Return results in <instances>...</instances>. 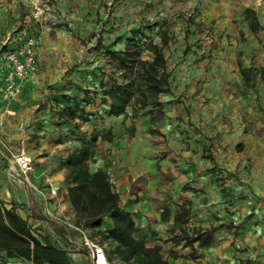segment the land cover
<instances>
[{"label":"rangeland","instance_id":"374dc122","mask_svg":"<svg viewBox=\"0 0 264 264\" xmlns=\"http://www.w3.org/2000/svg\"><path fill=\"white\" fill-rule=\"evenodd\" d=\"M257 6L253 0H0V52L1 41L29 18L27 26L40 35L36 50L45 32L46 45L71 58V74H85L111 102L116 94L135 109L128 135L137 148L148 144V160L136 189L118 197L142 248L135 264L264 261V9ZM246 9L255 13L256 32ZM157 51L166 85L158 83L160 71L151 84L141 77L142 62H153ZM243 68H251L248 83ZM16 153L0 139L8 171L23 179ZM67 186L56 190L69 199ZM102 219L113 227L110 217ZM70 223L110 264H126L105 238L76 225L75 217ZM57 239L50 241L71 264H90L80 245Z\"/></svg>","mask_w":264,"mask_h":264},{"label":"crops","instance_id":"0c3cea01","mask_svg":"<svg viewBox=\"0 0 264 264\" xmlns=\"http://www.w3.org/2000/svg\"><path fill=\"white\" fill-rule=\"evenodd\" d=\"M253 1L260 4L255 7L257 11L264 9V1ZM48 41V34L43 32L41 47L36 50L38 69L22 83L15 96L2 97L7 67L0 59V139L13 144L17 151L24 150L33 162L29 176L24 179L20 175L23 179H18L13 178L8 164L0 157V206L13 208L34 232L49 239L57 237L58 243L79 246L82 238L46 213L68 222L75 216L65 192L55 196L47 192L49 186L59 189L64 183L62 158L90 142L88 170H104L113 190L123 200L136 189L137 178L145 172L142 162L148 160L149 146L144 142L141 148L135 147L136 138L128 135L134 120L132 108L126 107L123 114H110L111 101L103 93V86L92 83L85 74H71V58L54 46H47ZM144 121L142 118L140 124ZM93 136L95 140L91 142ZM101 227L108 230L103 219ZM15 262L20 260L8 258L0 251V264Z\"/></svg>","mask_w":264,"mask_h":264},{"label":"trees","instance_id":"16d2710c","mask_svg":"<svg viewBox=\"0 0 264 264\" xmlns=\"http://www.w3.org/2000/svg\"><path fill=\"white\" fill-rule=\"evenodd\" d=\"M244 16L252 31L256 32L261 28L253 10L246 9ZM141 67L144 73L141 77H144L145 81L152 83L160 71L162 77L158 83L167 84L164 60L158 51L155 52L153 62L149 64L142 62ZM250 71L251 68L240 70L246 83L250 81ZM113 99L110 114H123L126 100L116 94ZM133 112L135 113V109ZM102 138L105 139L107 136L103 135ZM94 140L93 136L90 141ZM91 154L92 145L88 142L72 151L66 158L64 182L68 184L67 194L75 211V224L90 228L96 235L108 241L112 253H116L126 264H135L139 258L137 249L142 248L130 235L132 220L129 213L118 205V195L113 190L107 173L101 169L93 172L88 170L87 162ZM103 217H110L113 220L111 229L101 228ZM0 251L8 258L21 259L33 264H71L67 253L55 246L47 235L34 232L13 208L7 209L4 206H0Z\"/></svg>","mask_w":264,"mask_h":264},{"label":"built area","instance_id":"2783aa9c","mask_svg":"<svg viewBox=\"0 0 264 264\" xmlns=\"http://www.w3.org/2000/svg\"><path fill=\"white\" fill-rule=\"evenodd\" d=\"M29 20V18L23 20V28L11 35H7L1 42L3 50L0 52V59L7 67V73L4 78V92L9 97L17 95L20 92L22 83L35 74L38 69L36 47L40 35L37 30L33 31L27 26ZM14 164L24 179L33 171L32 159L24 150L17 151L14 156ZM47 192L49 195L55 196L57 190L49 186ZM41 194L43 195L42 192ZM46 213L48 216H51L55 223L80 232L82 238L80 246L85 250L90 264H110L103 249L89 239L77 226L64 219L56 218L48 212ZM19 260L20 262H15V264H33L31 262L27 263L28 261Z\"/></svg>","mask_w":264,"mask_h":264}]
</instances>
